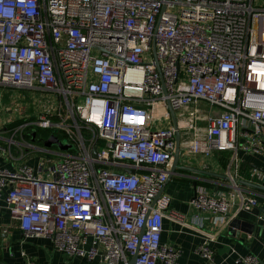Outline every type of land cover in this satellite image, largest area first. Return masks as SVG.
Masks as SVG:
<instances>
[{
	"label": "built area",
	"instance_id": "2783aa9c",
	"mask_svg": "<svg viewBox=\"0 0 264 264\" xmlns=\"http://www.w3.org/2000/svg\"><path fill=\"white\" fill-rule=\"evenodd\" d=\"M0 88L53 97L16 133L56 130L72 146L31 145L53 157L0 169L24 236L67 264H177L162 242L177 135L181 156L264 153V0H0ZM229 178L230 191L198 185L192 205L210 219L236 197L262 208ZM198 253L215 264L209 245Z\"/></svg>",
	"mask_w": 264,
	"mask_h": 264
},
{
	"label": "crops",
	"instance_id": "0c3cea01",
	"mask_svg": "<svg viewBox=\"0 0 264 264\" xmlns=\"http://www.w3.org/2000/svg\"><path fill=\"white\" fill-rule=\"evenodd\" d=\"M17 91H20V95ZM5 93L7 96H4ZM5 97L9 103L12 101L10 106L5 105ZM0 98V130L9 128L11 134L8 138H0V169L17 170L24 165L37 167L45 156L31 145L45 147L44 142H37L34 137L27 139L24 135L36 128L26 127L27 132L24 130L22 135L16 131L26 122L36 120L38 114L49 107L48 104L54 105L53 97L47 94L43 97L39 91L0 88ZM16 105L20 108L16 109ZM28 105L34 108H31L29 115L26 110ZM52 120L58 121V118L55 116ZM18 134L21 135L20 139L16 137ZM51 136L43 139L48 140ZM50 149L60 150L57 146ZM223 152L229 151L215 152L211 158L181 156L179 165L192 170H177L166 185L165 192L170 196L171 203L164 220L162 242L179 251L177 264H207L198 253L204 244L214 252L215 264H264V232L258 222L264 210V181L252 175L254 169L264 173V153H239L235 158L231 152V159L224 165L221 163ZM245 164L250 168L243 172ZM229 174L237 175L241 191L260 199L262 208L242 210L239 208V197H236L228 219L218 216L210 219L208 213L192 205L196 188L203 184L212 194L230 191ZM235 220L239 224L231 229ZM248 258L256 262H249ZM30 260L36 264H67V258L55 252L49 240L24 236L18 222L11 219L8 209L0 202V264H28ZM81 261L84 259H76L71 264H81Z\"/></svg>",
	"mask_w": 264,
	"mask_h": 264
},
{
	"label": "water",
	"instance_id": "95a60500",
	"mask_svg": "<svg viewBox=\"0 0 264 264\" xmlns=\"http://www.w3.org/2000/svg\"><path fill=\"white\" fill-rule=\"evenodd\" d=\"M157 66L159 68V63H157ZM172 119H173V123H174L175 127H177L176 117H175L174 113H172ZM34 136H36V132L34 133ZM44 145L47 148L57 146L60 150H63V151L72 149V146L70 144H66L65 142H63L59 138H57L56 136H51L48 140L44 141ZM181 154L182 153H181V146H180V136L178 134L177 138H176V152H175V156H174V162H173L172 170H171V173L169 174L166 185L171 181V179L173 178V176L177 170H192L191 168H186V167L179 165ZM94 155L97 156V149L94 150ZM127 172L132 173V174L134 173L133 170H127ZM200 173L208 174L206 172H201V171H200ZM194 186L196 187L197 185L194 184ZM261 189H263V188H261ZM238 224H239V221L235 220L231 224V229H234L236 226H238ZM134 262H135V258L132 260V263H134Z\"/></svg>",
	"mask_w": 264,
	"mask_h": 264
},
{
	"label": "trees",
	"instance_id": "16d2710c",
	"mask_svg": "<svg viewBox=\"0 0 264 264\" xmlns=\"http://www.w3.org/2000/svg\"><path fill=\"white\" fill-rule=\"evenodd\" d=\"M33 131L32 130H30V132H27V134H25V138H27V139H31V138H33V137H35V136H33ZM37 136H36V139L38 138V136H40L41 137V139H43V138H45L46 136H50V135H55V136H57V137H59L60 139H65L64 137H63V134L62 133H59L58 131H56V130H37ZM38 142V141H37ZM222 153V152H221ZM231 157H232V153L231 152H223V154H222V158H221V163H223L224 165H226V163L231 159ZM243 169V172L244 171H246L247 169H249L250 167L248 166V165H243V167H242ZM84 262H86V264L87 263H92V262H90V261H88V260H85L84 259ZM92 264H94V263H92ZM96 264V263H95Z\"/></svg>",
	"mask_w": 264,
	"mask_h": 264
},
{
	"label": "rangeland",
	"instance_id": "374dc122",
	"mask_svg": "<svg viewBox=\"0 0 264 264\" xmlns=\"http://www.w3.org/2000/svg\"><path fill=\"white\" fill-rule=\"evenodd\" d=\"M18 92V94L20 93V91H17ZM28 92H30V91H28ZM20 95V94H19ZM4 96H7V94L5 93L4 94ZM44 97V96H43ZM3 100H4V103H5V105H11L10 103L12 102H10L9 103V100H8V98H3ZM9 103V104H8ZM27 108H26V110H27V114L29 115V113H30V110H31V108H33L32 106H30V105H28V106H26ZM34 109V108H33ZM11 129V128H10ZM5 132V134H1V132ZM25 132H27V130H25ZM8 135L10 136L11 134H10V131H9V128L7 129V130H4V129H1L0 130V138H2L3 136L4 137H6V138H8ZM25 135V134H24ZM17 137V139H20V137H21V135H19L18 134V136H16ZM65 140L66 139H64V142H65ZM40 155H42V154H40ZM43 155L45 156V157H50V158H52L53 156L52 155H50V154H46V153H43ZM57 158V157H56ZM74 263V262H73ZM79 263H81V264H85V262L84 261H81V262H79ZM92 264V263H91Z\"/></svg>",
	"mask_w": 264,
	"mask_h": 264
},
{
	"label": "flooded vegetation",
	"instance_id": "af4514ba",
	"mask_svg": "<svg viewBox=\"0 0 264 264\" xmlns=\"http://www.w3.org/2000/svg\"><path fill=\"white\" fill-rule=\"evenodd\" d=\"M36 132H37V131H36ZM33 134H34V133H33ZM36 136H37V133H36ZM36 136L34 137L36 141H38V142H42V141L44 140V139H41L40 136H38V138L36 139Z\"/></svg>",
	"mask_w": 264,
	"mask_h": 264
}]
</instances>
